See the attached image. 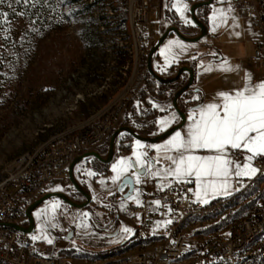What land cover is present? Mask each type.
<instances>
[{"label":"rangeland","instance_id":"obj_1","mask_svg":"<svg viewBox=\"0 0 264 264\" xmlns=\"http://www.w3.org/2000/svg\"><path fill=\"white\" fill-rule=\"evenodd\" d=\"M123 1L28 0L27 4H17L16 0H4V3L0 4V13H8L7 22L0 23V56L5 61L4 64H0V170L11 166L23 152L35 149L56 134L73 133L84 122L113 107L122 108L113 131L125 120L130 121L132 125L135 123L141 125L144 122L148 105L144 94L150 91L148 83L151 74L147 69V62L151 48L140 60L134 59L131 52L130 22L127 15L121 11ZM195 1L197 0H180L181 4L187 5L182 17L173 7L177 0H158L150 17L156 38L170 25H177L186 35H196L199 31H196L190 12ZM221 10L223 22L220 17V20L217 19L220 23L216 21L214 24L219 25L215 27L216 31L219 29L222 31L220 30V35L218 33L215 42L212 36L213 22H210L209 32L195 41L185 40L172 32L158 48L152 60L153 68L160 74L167 75L168 64L178 65L183 62L208 64L207 67H211V71L206 72L204 68L201 74L199 68V75L197 71L198 79L201 76V83L211 80L213 76L224 77L228 81L227 78L232 77V73L218 74V71L222 73L220 66L227 61V65H237L239 72L236 75L242 80L248 75L252 79L255 70L249 64L248 58L253 53V39L259 34V30L240 12L236 0H214L213 4L198 8L197 14L215 12L221 16ZM21 12L24 15H19ZM0 20H3L2 16ZM230 38L236 42L233 47L228 44ZM174 40L180 41L184 48L172 45L168 51L169 41ZM211 42L223 49L226 54L236 58L208 63L207 60L215 59L212 52L213 44H209ZM207 45L209 49H205ZM200 50L203 51L193 58L189 56ZM256 73L260 75V72ZM257 84H253V87ZM149 97L151 104L156 106L155 110L161 111L167 106L152 94ZM164 117L167 115L160 117L158 121ZM158 121L157 128L160 126ZM188 123L189 119L167 138L158 142L144 143L135 138L133 149L139 141L144 145L140 151H148L155 159L157 152L149 145L163 144L176 131L183 133ZM130 154L131 156L124 155V158H128L130 163L132 158L133 163V160L135 161L133 151ZM199 154L211 153L202 150ZM229 156L234 163L230 166L227 178H216L217 192L209 189L205 194L197 189L194 178H190L194 181L196 193L199 191V196L197 195L199 198L208 200L225 196V192L229 195L237 189L236 165L243 168L249 163L237 161L231 150ZM121 159L122 157L118 158L116 163ZM167 166H170V163L163 166L154 164L152 171ZM250 167L254 168L252 165ZM158 178L159 186L166 185L173 179L164 173L160 176L142 175L139 186L152 190L156 187L155 182ZM104 179L100 177V188L104 186ZM61 181L62 179L57 180L47 191L61 187ZM258 182L259 180L254 181L250 190H254ZM225 183L226 186H223ZM262 197L264 200V195ZM55 199L48 198L38 209L43 210L46 216L49 214L48 220L56 224L54 218H50V208H53ZM128 200L132 201L133 198ZM84 224L79 222L82 230L80 229L76 237L65 238L80 249L103 256L135 248V241L131 236L133 225L129 221H122L121 233L127 236L124 238L126 240L121 242L119 237L105 239L95 231L83 227ZM124 228L132 231L126 233L123 231ZM58 229L61 230V227ZM32 236L39 237L38 239L42 241L50 239L43 229L32 233ZM52 239L57 246L63 237Z\"/></svg>","mask_w":264,"mask_h":264},{"label":"built area","instance_id":"obj_2","mask_svg":"<svg viewBox=\"0 0 264 264\" xmlns=\"http://www.w3.org/2000/svg\"><path fill=\"white\" fill-rule=\"evenodd\" d=\"M236 2L259 30L249 64L264 70V0ZM153 3L124 0L121 4L130 22L136 61L156 40L150 22ZM121 111L113 107L73 133L56 134L0 170V264H264V156L257 158L255 176L245 178L231 194L207 203L197 196L190 178L188 182L173 178L166 187L142 191L140 203H129L123 210L134 225L135 248L130 251L97 256L76 246L56 247L52 239V243L34 240L32 233L4 225H23L31 202L67 174L77 155L101 147ZM234 154L239 159L244 153L236 150ZM258 180V186L250 190Z\"/></svg>","mask_w":264,"mask_h":264},{"label":"snow or ice","instance_id":"obj_3","mask_svg":"<svg viewBox=\"0 0 264 264\" xmlns=\"http://www.w3.org/2000/svg\"><path fill=\"white\" fill-rule=\"evenodd\" d=\"M27 2L28 0H16L17 4H27ZM2 3L4 0H0V4ZM173 7L183 17L187 5L181 4L180 0H177ZM19 15L22 16L24 13L21 12ZM0 16L3 17L0 23L7 22V12L0 13ZM215 17L216 13L214 12L213 19ZM221 22H223L222 10ZM215 30L216 28L213 27V31ZM172 45L184 48L180 41L174 40L169 41L168 51L171 50ZM220 67L225 71L232 70L227 66V61ZM211 70V67L204 69L206 72ZM250 79V75L246 76V80L250 81ZM217 96L220 98L219 103L211 102L190 111L189 123L183 133L176 131L163 144L149 145L158 154L155 162L159 163L163 159L171 162L170 166L152 171L153 160L148 158L146 152L140 151L144 145L137 141L133 149L135 166L129 162L128 158H122L112 166L115 175L111 177V180L114 183L120 181L129 172V169L135 167L137 170L132 171V175L135 177L136 183L141 182L142 175L160 176L161 173H164L177 181L188 182V178H194L197 189L207 194L209 189L213 192L218 191L216 178H227L229 175L230 166L234 163L229 156L230 150H246L251 154L246 158L249 161L255 156H264V82L255 87L246 83L243 89L232 93L218 92ZM193 99H199V96H194ZM176 119L175 114L171 118L160 119L158 121V124L161 125L160 131H165ZM202 150L211 154H199ZM161 153L163 156L160 155ZM236 168L238 176L254 174L256 171L249 164H245L243 168L236 165ZM140 169L144 171H139ZM166 186L162 185V187ZM223 186H226V183ZM197 195L199 196V191ZM132 198L129 197V199ZM136 202L140 203L138 199ZM203 202L207 203V200ZM154 203L159 204V201ZM58 206V204L53 205V207ZM84 215L86 216L87 213ZM123 231L130 233L132 230L124 228ZM38 238L33 237L34 240ZM48 243H52V241L49 239Z\"/></svg>","mask_w":264,"mask_h":264},{"label":"flooded vegetation","instance_id":"obj_4","mask_svg":"<svg viewBox=\"0 0 264 264\" xmlns=\"http://www.w3.org/2000/svg\"><path fill=\"white\" fill-rule=\"evenodd\" d=\"M213 2L211 4H213ZM209 5H204L202 7H206ZM207 14L208 13L198 16L202 21L206 23L209 32V22ZM194 26L196 28V31L198 32V25L194 23ZM228 44L233 47V44H236V42L232 38H230ZM212 47V52L215 54L214 57L217 61L231 60L232 58H236V56L226 54L220 47H217L215 45H212ZM183 65H187L189 68H191L194 74L193 82L184 90V92L178 99V105L182 110L185 111L187 120L188 111L194 110L196 107H198L200 105V100L202 99V88L194 85L197 75V66L196 64H192L189 62H183L182 64L178 65L172 64L167 68L169 74L165 76H171L175 74L177 70ZM149 74L151 73L149 72ZM190 74V71L184 70L180 73L179 77L176 80L168 83L160 82L151 74L148 83L150 86V89H148L150 91L146 95V103H148V105L143 118L144 122H142L141 125L136 123L132 125L130 121L125 120L123 124L132 126L138 132L144 135H156L162 133L164 131H160L161 125L159 126V128H157V121L160 117L166 116V114L168 113V108L169 110H174L177 117V120H175L168 128L179 123L181 116L174 106L173 99L175 92L189 80ZM152 88H154V91L152 90ZM150 94L157 97L160 102H165L167 105L165 109L161 111L155 110L156 106H154V104H151V102L149 101ZM194 96H199V99L194 100ZM182 98H187L188 100L183 101ZM110 137L111 136L105 139L101 147L97 149L99 156L90 155L74 165L72 173L75 182L72 177L69 176L68 170L67 174H64L61 178L62 186L56 189H50V191L62 192L72 202L84 203V205L76 206L68 200L64 199L62 196L50 197L56 198L54 204L59 205L58 207L50 208V218H54V220L56 221L55 224V222L53 223L51 220H48L49 214H47L46 216L43 210L38 209L45 201L44 200L31 212L33 216V220L31 222L33 225L32 233L41 231L43 229V231H46L50 238L63 237V239H67L70 237H65L66 234H71V237H76L81 229L79 227V222H84L87 225V229H89L90 231H95L97 235H100L105 239L118 237L120 235L121 219L122 216L124 217V215L123 209H120L118 207V203L128 198L124 197V193L126 192L128 187L127 185H125L121 190L118 189V186L121 184L122 179L119 182H115L110 185V174L112 165L118 160V158H120L121 154L130 155V153H132L133 143L136 137H134L128 131H122L115 141L114 150L112 152L110 161H104V158L109 157ZM142 141L144 143H150L145 140ZM145 152H147V154L152 157V155L148 151ZM152 159L153 163L159 166L158 164H160L161 162L156 163L154 157H152ZM132 171H134L133 168L127 174L132 175ZM89 173H92V175H89ZM100 177L105 178L104 184L108 185L109 187H107L106 189H103L104 187L100 188ZM57 180H55L53 183H55ZM136 187L137 185L135 183V189ZM133 191L131 192V194L133 193ZM87 194H89V197H87ZM85 213H87L86 216L84 215ZM29 224L30 219L27 213L23 225L25 226ZM59 227H61V230L58 229ZM124 240L125 239L123 238L121 239V241Z\"/></svg>","mask_w":264,"mask_h":264},{"label":"water","instance_id":"obj_5","mask_svg":"<svg viewBox=\"0 0 264 264\" xmlns=\"http://www.w3.org/2000/svg\"><path fill=\"white\" fill-rule=\"evenodd\" d=\"M213 2V0H197L195 1L190 8V12H191V17L192 20L194 21V23H196L199 27V32L196 35H186L184 33L181 32L180 28L177 25H170L164 32L163 34H161L158 38H156L154 44L152 45L149 53H148V62H147V67L149 72L156 78L158 79L160 82L162 83H168V82H172L174 80H176L180 73L184 70H188L190 71V78L189 80L183 85L181 86L174 95V106L176 108V110L178 111V113L181 116V119L179 121V123L171 126L170 128H168L166 131L156 134V135H144L140 132H138L135 128H133L130 125H120L118 126L112 133H111V137H110V152H109V157L104 158V161H110L111 159V155L112 152L114 150V145H115V141L118 137V135L122 132V131H128L130 132L134 137L148 141V142H158L163 140L164 138L168 137L170 134H172L176 129H178L180 126H182L186 120V113L184 110H182L179 105H178V99L180 97V95L184 92V90L193 82L194 79V74L191 68H189L187 65H183L181 66L177 72L171 76H165L160 74L159 72H157L154 68H153V64H152V60L158 50V48L160 47V45L164 42V40L167 38V36L172 33L175 32L177 33L181 38L185 39V40H189V41H195L200 39L201 37H203L204 35H206L208 33V27L206 25V23L204 21H202L198 14H197V9L199 7H202L204 5H209ZM147 153V152H146ZM90 155H96L99 156V153L97 152V150H90V151H86L82 154L77 155L72 162L69 165V176L72 177L73 179V168L74 165L76 163H78L79 161H81L82 159L90 156ZM148 155V158L152 159V157ZM153 160V159H152ZM135 166V161H133L132 163ZM134 170L135 167H133ZM139 171H144L143 169H140ZM74 180V179H73ZM129 181H131L129 183ZM75 182V180H74ZM125 185H127V190L124 193V197H128L131 192L135 189V179L132 175L127 174L125 175V177L122 178V182L121 184L118 186V189L121 190ZM53 196H62L64 199L68 200L69 202H71L72 204L76 205V206H83L84 203H76V202H72L71 200H69L68 197L65 196L64 193L59 192V191H47L44 194H42L40 197H38L37 199H35L33 202H31V204L29 205L28 209H27V213L30 219V224L29 225H21L15 222H3L4 225H8V226H12L18 230L24 231V232H28V233H32L33 232V225H32V220H33V216L31 214L32 210L37 207L41 202H43L44 200L53 197ZM87 197H89V194H87ZM71 234H66L65 237H71Z\"/></svg>","mask_w":264,"mask_h":264},{"label":"crops","instance_id":"obj_6","mask_svg":"<svg viewBox=\"0 0 264 264\" xmlns=\"http://www.w3.org/2000/svg\"><path fill=\"white\" fill-rule=\"evenodd\" d=\"M153 4H154V7H156L157 6V2H158V0H153ZM153 7V8H154ZM240 12L242 13V11H241V9H240ZM207 18H208V22H209V29H210V22H213V27H218L217 26V24H214V22H216V21H218V20H220V15L219 14H216V17H215V19H213V14L211 13H208L207 14ZM218 19V20H217ZM219 22V21H218ZM220 23V22H219ZM217 30V29H216ZM212 31V36H214L213 37V39H214V42H215V39H217V36H218V33H219V35L221 34L220 33V30L221 29H219L218 31ZM222 31V30H221ZM214 42H211V43H209V44H213V45H215V43ZM208 44V45H209ZM207 45V46H208ZM216 46V45H215ZM218 47V46H217ZM210 47L208 46V47H206L205 49H209ZM212 49H213V47H212ZM201 51H203V50H200V51H196V52H193V53H191L189 56L191 57V58H193L194 57V55H197L198 53H200ZM183 58H185V56H182ZM189 57V58H190ZM190 58V59H191ZM208 61V63H210L211 61H217V60H215V59H209V60H207ZM172 64H168V65H166L167 66V68L168 67H170ZM200 65H202V64H196V66H197V70H196V72L198 71V69L200 68L201 69V74L203 73V69L205 68V67H207V65L208 64H203L201 67H200ZM229 65V66H228ZM227 66L228 67H231V69L232 70H230V71H225V70H221L222 71V73H220V71H218V74H226V73H229V74H233L232 75V77L230 76V78H227L228 79V81L224 78V77H221V78H219L218 76H216V77H212L211 78V80H209V81H204L203 83H201V81H202V79H201V76L199 77V79H198V76H197V81L195 80V86H199V87H201L202 88V99L200 100V105H204V104H208V103H211V102H216V103H219L220 102V98L217 96V93L218 92H229V93H232V92H234V91H236V90H240V89H243L245 86H246V83L247 84H249L250 86H252L253 87V84H257V83H260V82H264V70H255V75H253L252 76V79H251V81L250 82H248V80H246V79H244V80H242L241 78H240V76H238V75H236V73L237 72H239V69H238V67H237V65H234V64H228ZM232 65V66H231ZM253 69V68H252ZM254 70V69H253ZM199 72L200 71H198V75H199ZM256 72H260V75H257V73ZM216 81V82H215ZM227 81V82H226ZM220 82V83H219ZM213 83H216L217 85H214ZM214 87H216V88H214ZM255 87V86H254ZM183 99V101H187L188 99L187 98H182ZM199 105V106H200ZM191 111V110H190ZM190 111H188V113H187V119H188V117H189V113H190ZM173 114H175V116H176V112L174 111V110H169V108H168V113L166 114L167 115V117H169V118H171L172 117V115ZM177 120V119H176ZM180 128V127H179ZM167 138V137H166ZM165 139V138H164ZM235 151L236 150H231V153L233 154V156H234V158L237 160V161H239V162H248L250 165H252L255 169H256V171H255V173L253 174V175H242V176H238V175H236V177L238 178V187H237V189H239L240 188V186L243 184V180L245 179V178H247V177H253V176H255L256 175V173H257V170H258V157L260 156V155H258V156H255V157H253L250 161L249 160H247L246 158L249 156V155H251L250 153H248L246 150H241L244 154H243V157L242 158H236L235 157ZM124 155H127V154H121V156L120 157H122V158H124ZM157 155L158 154H156L155 156L157 157ZM161 156H163V153H161L160 154ZM130 156H131V154H130ZM130 161H131V159H130ZM160 164H158L159 166H163V165H166V164H169V163H171V162H169V161H166V160H163V159H161L160 160ZM114 164H116V162L114 163ZM113 164V165H114ZM112 165V166H113ZM130 170L131 169H129V172H130ZM113 175H115V173L111 170V174H110V178L113 176ZM134 179H135V177H134ZM105 180V179H104ZM114 182L111 180V182H110V185L111 184H113ZM136 183V182H135ZM156 187L155 188H157V187H160L158 184H159V179H156ZM53 184V183H52ZM51 184V185H52ZM50 185V186H51ZM104 186V188L103 189H106L107 187H109L108 185H106V184H103ZM136 185H137V187H136V189L133 191V193L131 194V196L133 197V200L132 201H129L128 199L129 198H127V199H125V200H123V201H121V202H119L118 203V207L120 208V209H125L126 208V206L129 204V203H133V202H135L139 197H140V194H141V192L142 191H144V190H146L145 188H140V186H139V183H136ZM195 185V184H194ZM154 189V188H153ZM236 189V190H237ZM197 194V193H196ZM129 197V196H128ZM135 199V200H134ZM123 220H126V221H129L132 225H133V223L128 219V218H126V217H123L122 216V219H121V230H122V221ZM83 227H87V225L86 224H84V226ZM133 230H134V225H133ZM125 236H127V235H125V234H123V233H120V235L118 236V237H116V238H118L119 239V241L121 242V239L123 238H125ZM131 236H133V234L131 235ZM112 238H115V237H112ZM50 239H52V238H50ZM109 239V238H108ZM53 240V239H52ZM126 240V239H125ZM66 242H68V243H66ZM55 243L56 242H54V245H55ZM56 246V245H55ZM73 246H76V247H78L77 245H75V244H73L72 242H71V240H66V239H62V240H59L58 241V243H57V246L56 247H73ZM83 250V249H82Z\"/></svg>","mask_w":264,"mask_h":264},{"label":"trees","instance_id":"obj_7","mask_svg":"<svg viewBox=\"0 0 264 264\" xmlns=\"http://www.w3.org/2000/svg\"><path fill=\"white\" fill-rule=\"evenodd\" d=\"M5 61H4V58L0 56V64H4ZM154 88H152L153 90ZM147 95V92L144 94V97Z\"/></svg>","mask_w":264,"mask_h":264}]
</instances>
